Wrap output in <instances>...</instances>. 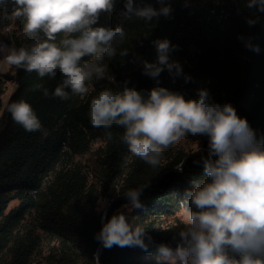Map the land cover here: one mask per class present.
<instances>
[{"label": "trees", "instance_id": "trees-1", "mask_svg": "<svg viewBox=\"0 0 264 264\" xmlns=\"http://www.w3.org/2000/svg\"><path fill=\"white\" fill-rule=\"evenodd\" d=\"M123 3L114 0L112 13L100 14L98 25L122 23L126 35L117 46L116 57L105 60V78L90 81L86 96L70 93L67 100H61L33 90L35 84L42 83L50 93L54 91L62 79L59 71L54 80L14 67L12 73L0 72V257L10 255L9 264H27L45 238L57 241L60 249L53 257L64 264H157L155 244L174 246L173 237L184 228L180 220L163 224V217L179 210L184 192L192 187L194 179H207L202 166L193 161L206 155L208 136H197V145L202 149L198 152L170 145L164 150L160 166L153 169L132 156L118 137L109 142L102 129L91 126L90 100L104 88L122 91L127 84L146 98L149 90L162 86L185 99H194L196 89L206 88L213 100L231 104L257 137H264V13L255 12L258 21L249 26L245 17H252L253 12L247 9L246 0H187V6L185 0H171L172 18L161 17L152 27L137 18L122 21L118 13ZM134 3L159 7L157 0ZM0 9L10 13L11 0H4ZM13 22L16 28L5 36L12 47L31 43L22 37L23 18L4 19L2 14L0 41L1 32ZM238 35L251 37L260 51L247 49ZM164 38L179 46L171 58L193 78L190 82L182 77L173 80L165 70L157 84L142 73L141 60L155 62L157 58L152 41ZM125 49L128 55L123 57L120 52ZM8 79L14 81L15 88L3 103ZM20 100L32 106L46 134L27 132L12 120L6 106ZM122 131L113 129L114 133ZM96 140L103 144L91 154L93 180L89 181V173L83 171L76 157L90 151ZM181 164L183 171H178ZM145 184L149 187L141 197L144 207L132 209L126 220L132 226L143 227L154 244L147 251L114 246L101 247L98 253L100 244L94 239L101 227L96 210L98 198H115L107 209L110 216L126 203V190ZM13 200L17 202L10 206Z\"/></svg>", "mask_w": 264, "mask_h": 264}, {"label": "clouds", "instance_id": "clouds-1", "mask_svg": "<svg viewBox=\"0 0 264 264\" xmlns=\"http://www.w3.org/2000/svg\"><path fill=\"white\" fill-rule=\"evenodd\" d=\"M4 0H0L3 4ZM9 13L0 9L4 19L23 18L22 37L25 43L10 48L0 41V54L8 66L41 79L54 80L57 71L61 82L51 93L42 83L33 86L44 97L67 100L69 94L84 97L88 82L100 81L108 72V63L117 55V46L125 40L122 23L112 27L98 25L101 13H112L114 0H11ZM136 5L124 0L118 13L122 21L137 18L152 27L161 17L171 19V0H157ZM187 6V0H185ZM253 12L245 17L249 26L258 19L255 12L264 13V0H246ZM60 37L57 42V37ZM244 46L259 52L251 37L238 35ZM155 62L141 60L142 73L159 84L163 71L175 80L187 83L193 78L184 73L171 53L179 46L167 38L152 41ZM127 56L128 50L120 52ZM84 57L89 59L84 60ZM122 91L104 88L91 98L88 118L91 126L102 129L107 141L118 137L132 156L153 169L161 164L164 150L188 134L207 135L206 155L201 154L193 164L202 166L203 181L193 180L185 190L179 208L183 211L184 228L173 237L174 246L155 244L157 264H264V137L258 138L246 118L237 115L229 103L221 105L212 99L206 88L196 89L195 98L185 99L179 93L158 86L143 97L135 88L125 84ZM12 120L27 132L46 134L32 106L20 100L6 106ZM122 129L114 133L113 129ZM202 151L200 146L197 149ZM183 164L177 168L183 171ZM149 184L128 189L123 193L129 211L142 209V195ZM111 200L99 198L97 212L101 227L94 239L104 249L114 246L140 248L147 251L154 244L141 226H132L124 212L117 209L108 215ZM130 205V208L127 206Z\"/></svg>", "mask_w": 264, "mask_h": 264}, {"label": "rangeland", "instance_id": "rangeland-1", "mask_svg": "<svg viewBox=\"0 0 264 264\" xmlns=\"http://www.w3.org/2000/svg\"><path fill=\"white\" fill-rule=\"evenodd\" d=\"M16 23L13 22L12 25L8 26L5 30H3L1 32V41H3V43H5L6 45H8L10 48H13L12 45L7 41L6 39V34L10 33L11 31H13L16 28ZM0 72L2 73H12L13 72V67H10L7 65V63L5 62L4 58H3V54H0ZM88 88H91V82H88ZM15 88V83L14 81L8 79L6 81V89L4 91V93L2 94V102L5 103L9 94L11 93V91ZM0 113H1V109H0ZM103 144L102 140H96L93 141L91 143L90 146V151H88L87 153L83 154V155H78L76 157V160L79 161L82 165L83 171L88 174V178L89 181L93 180V177L90 173V158H91V154L95 153L97 151V149ZM175 146H177L178 148L183 149L186 152L189 151H193V150H197L198 149V145H197V136L193 137L191 136V134H188V137L185 138H181L180 141H178L176 144H174ZM106 198L109 199L110 198L108 196H100L99 198ZM98 198V200H99ZM17 201L13 200L10 202V206L14 205ZM97 206H98V201H97ZM123 205H121L118 209L122 210L125 214V216H131V210L129 211L128 209H125L122 207ZM128 208H130V205L127 206ZM183 218H184V214L183 211L179 208V210H177L173 215H168L163 217V224H170V223H174L175 220H180L183 222ZM59 244L57 243V241L55 239H49V238H45L43 239L38 248L33 251V253L31 254L29 261L27 264H64V262L56 260L53 256H57V253L59 252ZM9 258L10 255L8 256H1L0 257V264H9ZM70 264V263H68Z\"/></svg>", "mask_w": 264, "mask_h": 264}, {"label": "water", "instance_id": "water-1", "mask_svg": "<svg viewBox=\"0 0 264 264\" xmlns=\"http://www.w3.org/2000/svg\"><path fill=\"white\" fill-rule=\"evenodd\" d=\"M113 199H115V198H112V200H113ZM112 200H111V201H112ZM100 248H101V246H99L98 253H99ZM98 253H97V255H98Z\"/></svg>", "mask_w": 264, "mask_h": 264}]
</instances>
